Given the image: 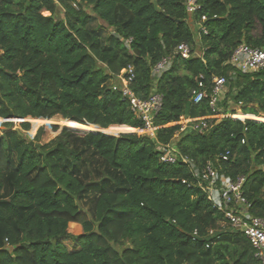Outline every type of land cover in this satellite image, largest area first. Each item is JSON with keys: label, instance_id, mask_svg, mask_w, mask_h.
I'll use <instances>...</instances> for the list:
<instances>
[{"label": "trees", "instance_id": "trees-1", "mask_svg": "<svg viewBox=\"0 0 264 264\" xmlns=\"http://www.w3.org/2000/svg\"><path fill=\"white\" fill-rule=\"evenodd\" d=\"M98 20L105 25L90 28ZM198 35L197 56H174L152 77L177 45L196 53ZM241 44L264 49V0H201L194 14L185 0H0V120H10L0 131V264H257L189 166L162 163L158 149L172 144L198 169L210 160L232 179L245 176L250 210L264 217V69L230 80L216 109L224 117L205 133L168 126L214 114L207 100L193 104L191 91L200 75L207 86L212 76L228 84ZM128 66L138 98L162 96L155 138L137 133L143 123L112 90ZM237 109L244 121L234 118ZM55 117L88 132L80 149L67 129L47 142L42 127L26 135L27 118L38 125ZM12 120L24 121L15 129ZM87 151L104 162L116 189L79 179L75 167ZM91 195L87 212L81 206Z\"/></svg>", "mask_w": 264, "mask_h": 264}, {"label": "built area", "instance_id": "built-area-1", "mask_svg": "<svg viewBox=\"0 0 264 264\" xmlns=\"http://www.w3.org/2000/svg\"><path fill=\"white\" fill-rule=\"evenodd\" d=\"M200 2L201 0H185L186 13L194 14L199 10ZM74 6L76 5L74 4ZM201 20L204 21L205 17H202ZM200 30L204 34L207 33L203 26H200ZM130 42L129 40L128 43ZM174 56L187 60L191 56H197V53L192 52L186 43L177 45L170 55L153 66L152 77L158 78L170 69ZM228 63L242 74L257 72L264 69V49L241 44L235 49ZM133 79V67L128 66L125 74L117 77L112 84V90L119 92L123 98L128 100L131 111L143 123L142 133L155 138L156 131L160 127L154 124L153 118L162 109V96L156 92L147 99L138 98L131 89ZM209 83V86H207L203 76L200 75L196 80V87L191 91V99L193 104H199L207 100L214 114L199 118L182 116L176 124L168 126L178 125L179 130L177 133L183 132L187 128L198 133H205L212 126L210 120L224 117V115L218 114L216 109L227 85V78L212 76ZM239 120L244 121L243 119ZM241 143L243 144L244 141ZM158 149L161 151L160 161L162 163L176 164L177 161H180L189 166L190 173L196 178L197 185L206 194V198L213 208L221 214L222 224L243 235L252 248L253 258L257 264H264V217L255 216L250 210V204L244 197L243 187L246 183V177L238 176L236 179H232L219 172L210 160L205 163L203 168L198 169L192 159L183 156L172 144H159ZM221 159L227 161L228 152L221 155ZM182 183L186 182L182 181ZM209 246V244L206 245L207 248Z\"/></svg>", "mask_w": 264, "mask_h": 264}, {"label": "rangeland", "instance_id": "rangeland-1", "mask_svg": "<svg viewBox=\"0 0 264 264\" xmlns=\"http://www.w3.org/2000/svg\"><path fill=\"white\" fill-rule=\"evenodd\" d=\"M89 12V11H88ZM98 25H105L103 22H101L100 20L98 21H91L90 23V28L92 29H96V27ZM105 27L102 29L98 30V34L99 37L101 39L102 42H104V40L106 39V35L107 32L110 30L109 28H107L106 30ZM195 47V51L196 53H200L201 51V42H200V36L198 35L196 37V44H194ZM239 73L236 69H233L230 71L229 74V79H228V84L226 85V87L224 88V92L221 96V99H223V97L225 96L226 93H228L231 90V84H230V80H234L236 77V74ZM115 81H111L110 84H113ZM234 84H232L233 86ZM231 99V98H229ZM231 104V103H230ZM234 105L231 104L230 107H233ZM238 113H242L241 109H237L236 110V114L234 115L236 119H239L236 117V115ZM250 116V115H249ZM253 116H250L248 119H250ZM58 117H55L56 120H52L49 122H42L40 124L37 125V119H30L27 118L26 122H28L31 126L30 130L28 132H26V135L29 136L30 138L34 136L36 130L38 128H43L44 131V135H42V142H47L50 141L54 138H56L59 133L61 132L62 129H67V131L72 134L70 137H68V140L70 142L71 146H76L77 148H81V138L87 134V131H81V130H77L76 128H71L68 126H62L60 122H57ZM255 117H253L254 119ZM261 118V119H259ZM257 119H259V122H263L264 121V117H259ZM245 119V118H244ZM217 120H220V118H217ZM10 121V120H0V131L3 130V123ZM24 120H12L13 123H15L14 128L18 129L19 128V123L23 122ZM13 128V129H14ZM54 128H56L57 130L54 131ZM34 129V130H33ZM99 132V131H96ZM133 133V132H132ZM135 133V132H134ZM138 134H143L142 132L140 133L137 132ZM120 133H117L116 135H118ZM115 135V134H113ZM75 171L77 173V176L79 177V179L82 182H86L89 183L90 179H93L94 181H99V182H93V183H102L103 185H105V187L107 189L113 190L115 187V181L112 179L110 172L107 170V168L105 167V164L102 160H100L99 158H97L96 156H94L91 151H87L85 153V156H83L81 158V162L78 163V166L75 167ZM90 193H93L94 195L97 194L96 191H92ZM92 195L90 196L89 199H86L84 203V205L81 206V208L83 210H86L88 212L89 210V206H90V199H91ZM89 207V208H88Z\"/></svg>", "mask_w": 264, "mask_h": 264}, {"label": "crops", "instance_id": "crops-1", "mask_svg": "<svg viewBox=\"0 0 264 264\" xmlns=\"http://www.w3.org/2000/svg\"><path fill=\"white\" fill-rule=\"evenodd\" d=\"M123 127V126H122ZM124 127H126V126H124Z\"/></svg>", "mask_w": 264, "mask_h": 264}, {"label": "water", "instance_id": "water-1", "mask_svg": "<svg viewBox=\"0 0 264 264\" xmlns=\"http://www.w3.org/2000/svg\"><path fill=\"white\" fill-rule=\"evenodd\" d=\"M26 121V120H25ZM99 132H101V131H99Z\"/></svg>", "mask_w": 264, "mask_h": 264}]
</instances>
